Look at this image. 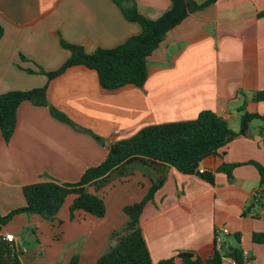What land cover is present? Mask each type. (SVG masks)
I'll return each mask as SVG.
<instances>
[{
    "label": "crops",
    "instance_id": "1",
    "mask_svg": "<svg viewBox=\"0 0 264 264\" xmlns=\"http://www.w3.org/2000/svg\"><path fill=\"white\" fill-rule=\"evenodd\" d=\"M136 2L150 20L172 6L171 0ZM0 23L5 30L0 41V94L47 86L51 105L101 138L55 119L46 107L23 103L9 143L0 132L2 216L25 206L24 186L78 182L106 160L116 142L145 127L192 121L211 111L238 132L245 111L264 117V101H252L264 91V0H217L190 15L149 58L145 84L113 92L103 90L97 73L83 66L52 81L26 71H37V66L59 69L69 57L60 38L91 54L139 34L141 27L127 21L113 0H0ZM262 127L263 121L253 120L248 135L225 147L223 157L201 163L200 169L214 175L212 183L169 169L164 186L140 219L154 263L180 252L209 254L218 241L223 253L241 248L247 264H264V245L253 242L254 234L264 233V215L244 214L260 188L258 170L243 165L233 178L216 173L224 163L264 164ZM150 187L147 172L136 168L98 193L90 188L105 202L104 218L77 211L71 219L76 197L69 196L54 222L21 214L2 234L17 237L23 264H70L75 254L79 264H96L109 249L112 232L126 223L124 208L140 202ZM22 233L35 237L38 247L29 251ZM177 264H182L180 259ZM223 264L235 263L227 257Z\"/></svg>",
    "mask_w": 264,
    "mask_h": 264
},
{
    "label": "trees",
    "instance_id": "2",
    "mask_svg": "<svg viewBox=\"0 0 264 264\" xmlns=\"http://www.w3.org/2000/svg\"><path fill=\"white\" fill-rule=\"evenodd\" d=\"M217 0H208L202 4L195 0H171L172 6L157 20L143 16L136 0H113L127 21L136 23L141 32L130 36L122 44L111 48H99L89 54L81 45L72 44L60 39V46L69 52V57L59 69L46 71L40 66L38 70L28 69L29 74L46 76L52 81L73 67L83 66L97 73L103 90L113 92L127 86L142 87L148 79V60L165 41L167 34L179 26L187 17L203 11ZM5 30L0 23V41ZM254 102L264 101V91L257 92ZM29 102L35 106L46 107L51 115L77 131L93 135L91 131L79 127L64 113L50 104L47 97V86L26 91H9L0 94V132L6 143H9L16 129L19 107ZM244 107L240 108L244 112ZM253 120L264 117L244 112L241 117L240 129L235 132L228 121L211 111H204L192 121L176 122L148 126L133 137L116 142L106 160L99 166L88 169L81 179L75 183L48 181L23 187L25 206L8 215H0V264H23V251L14 243L3 239L4 228L17 215H38L48 222H54L69 196H75L70 207L71 219L77 211H83L97 218H104L107 212L104 200L96 193L116 179L130 176L136 168L144 169L151 180L147 195L138 203L124 208L126 223L112 232L109 249L97 260L96 264H223L230 257L235 264H247L241 248H229L222 252V246L215 241L209 254L180 252L175 257L154 263L152 261L140 219L145 206L153 200L155 194L162 189L170 168H175L184 175L198 176L212 183L214 175L200 173L201 163L211 157H223L222 150L238 137H245ZM264 130V127H262ZM264 146V142H263ZM243 165L254 166L260 176V198H253L245 215L256 218L264 209V164L254 161L247 163L222 164L216 173L233 178L236 168ZM93 188L96 193H92ZM240 243V240H238ZM253 242L264 245V233L253 235ZM80 257L75 254L70 264H79Z\"/></svg>",
    "mask_w": 264,
    "mask_h": 264
},
{
    "label": "rangeland",
    "instance_id": "3",
    "mask_svg": "<svg viewBox=\"0 0 264 264\" xmlns=\"http://www.w3.org/2000/svg\"><path fill=\"white\" fill-rule=\"evenodd\" d=\"M61 39V38H60ZM21 238L24 242H26V247L30 251L31 249H35L37 246L35 237L29 235L28 233H22ZM31 255V254H30ZM29 255V256H30ZM61 264V263H60Z\"/></svg>",
    "mask_w": 264,
    "mask_h": 264
},
{
    "label": "built area",
    "instance_id": "4",
    "mask_svg": "<svg viewBox=\"0 0 264 264\" xmlns=\"http://www.w3.org/2000/svg\"><path fill=\"white\" fill-rule=\"evenodd\" d=\"M200 173H204V171H203L202 169H200ZM255 197H256L257 199H259V198H260L259 193H256V194H255ZM261 214L264 215V209H262ZM2 236H3V239L6 240V241L17 243V240H18V239H17V237H15V235H13V234H2Z\"/></svg>",
    "mask_w": 264,
    "mask_h": 264
}]
</instances>
